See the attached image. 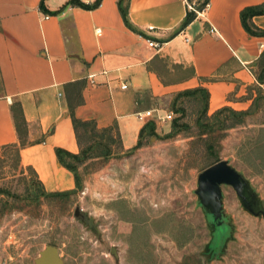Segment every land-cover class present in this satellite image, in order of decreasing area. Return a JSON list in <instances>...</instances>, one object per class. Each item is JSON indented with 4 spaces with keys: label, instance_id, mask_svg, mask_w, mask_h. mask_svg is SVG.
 <instances>
[{
    "label": "crops",
    "instance_id": "0c3cea01",
    "mask_svg": "<svg viewBox=\"0 0 264 264\" xmlns=\"http://www.w3.org/2000/svg\"><path fill=\"white\" fill-rule=\"evenodd\" d=\"M72 1L0 0V149L21 144L18 104L28 143L20 164L47 192L76 189L56 153H81L73 118L111 131L130 150L151 124L157 135L172 132L185 92L209 93L208 117L230 108L249 118L264 102V37L250 35L241 18L264 0H209L201 11L204 0H78L100 4L94 9ZM189 6L197 17L183 27L195 12ZM252 23L264 30V15Z\"/></svg>",
    "mask_w": 264,
    "mask_h": 264
},
{
    "label": "rangeland",
    "instance_id": "374dc122",
    "mask_svg": "<svg viewBox=\"0 0 264 264\" xmlns=\"http://www.w3.org/2000/svg\"><path fill=\"white\" fill-rule=\"evenodd\" d=\"M176 109L174 118L186 129L175 137L160 131L130 150L116 138L109 155L95 150L79 166L82 189L70 196H45L15 149H0V264H35L48 246L60 250L65 264H264V219L245 212L230 187H224L225 210L234 241L209 257L211 233L194 193L199 175L225 160L264 204V102L241 124L221 116L225 129L216 121L201 129L202 97H183ZM92 142L84 137L83 145ZM77 207L96 232L75 219Z\"/></svg>",
    "mask_w": 264,
    "mask_h": 264
},
{
    "label": "water",
    "instance_id": "95a60500",
    "mask_svg": "<svg viewBox=\"0 0 264 264\" xmlns=\"http://www.w3.org/2000/svg\"><path fill=\"white\" fill-rule=\"evenodd\" d=\"M224 187L232 188L245 212L256 218L264 219V204L251 181L233 166L230 161H219L204 170L198 177L195 195L202 209L211 233V241L206 247L209 257L221 256L228 244L234 241L235 226L225 210ZM77 221L96 232V224L80 207L74 212ZM111 253L118 258L116 249ZM35 264H65L60 250L48 246L41 252Z\"/></svg>",
    "mask_w": 264,
    "mask_h": 264
},
{
    "label": "trees",
    "instance_id": "16d2710c",
    "mask_svg": "<svg viewBox=\"0 0 264 264\" xmlns=\"http://www.w3.org/2000/svg\"><path fill=\"white\" fill-rule=\"evenodd\" d=\"M208 3H209V0H204L203 5L199 7V11L203 10ZM70 5L78 6V7H82V8H86V9H94L97 6H99L100 4L92 6L89 4H83L78 0H74L70 3ZM122 13H123V16H124L127 24L131 28H133L128 21L127 12L125 10H122ZM262 15H264V6L248 8L242 12L241 18H242L243 26H244L245 30L250 35L256 36V37H264V30L257 28L252 23V19L254 17L262 16ZM196 17H197L196 12L189 13L185 22L183 23V27H186L190 23H192L196 19ZM262 64H263V72H262V75L260 77V80L262 82H264V56H263ZM188 96H192L195 98L202 97V99L204 101L203 115L198 120V123L200 124L201 129H203V130L212 129V124H211L212 121H216L215 124H217L218 126L222 125V129H225L227 127L226 121L225 120H224L225 122L220 121L219 118L221 116L229 115L230 117L227 118L226 120H232V121L236 120L237 121V122L235 121L236 124H241L243 122V120L250 114V112H236L230 108H224L221 111L217 112L212 117H208L207 110H208L209 93L204 89H198V90H194V91L185 92V93L179 95L178 99H181L183 97H188ZM176 108L177 107L175 106L174 112L179 113L178 112L179 110H177ZM13 116L15 119V124H16L17 132H18L21 144H20V146H12L10 148L15 149V151L17 153L18 160L20 161L21 149L28 145V143L25 140V136H26V132H27V123L25 121V118H24V115L22 112V108L20 105L15 104L13 106ZM202 121L207 122L206 126L202 124L203 123ZM73 123H74L75 129L77 131L79 143L81 144V153L79 155H74V154H71V153L66 152L64 150H61V149H58L56 151V153H57V156H58L61 164L75 175L76 189L73 191H69V192L50 193V192H47L44 189V186L38 181V183L42 186L43 193L45 196L59 198V197L70 196V195H73L74 193L80 191L83 186H82V181H81V177L79 174V166L82 165L85 160H89V159L93 158L94 154L92 152H94L95 150H98V149L102 150L103 149L106 151V155H109V152H111V145L110 144L114 143L116 141V138L112 135L111 131L107 130V131H103L102 133H100L99 131H97V129L93 123H85V122H82L76 118H73ZM233 126H235V124L231 125V127H233ZM186 127L187 126L180 124V118H176L173 121L172 132L170 133V135H168V137H175L176 135L179 134V132L186 129ZM82 130H84L85 136L82 134ZM99 135H102L101 138H99ZM147 136H150V137L157 136V134L155 132L154 125L151 124L148 129L145 128L142 131L141 142L139 143V146L142 144L143 139ZM84 137H89V140L93 141L90 144V146L86 147L83 145ZM104 139H107V143L103 142ZM28 169L33 171V173L37 177L35 171L32 168H28Z\"/></svg>",
    "mask_w": 264,
    "mask_h": 264
},
{
    "label": "built area",
    "instance_id": "2783aa9c",
    "mask_svg": "<svg viewBox=\"0 0 264 264\" xmlns=\"http://www.w3.org/2000/svg\"><path fill=\"white\" fill-rule=\"evenodd\" d=\"M189 9H190L191 11H195V12H196V9H195L194 7H192V6H189ZM148 44H149V47H151V48H158V47H159V45L156 44V43L153 42V41H148ZM91 80H92V83H94V79L91 78ZM126 88H127V86H124V87H123V89H126ZM150 116H152V112H147V113H145V114H140L138 117H139V119L144 120V119H146V118H148V117H150ZM171 119H172V116H171V115H168V116L165 118V120H171Z\"/></svg>",
    "mask_w": 264,
    "mask_h": 264
}]
</instances>
